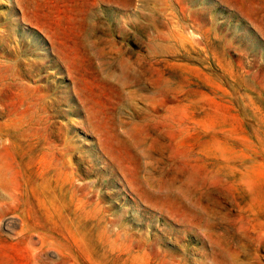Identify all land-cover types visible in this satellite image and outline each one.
Masks as SVG:
<instances>
[{
	"label": "rangeland",
	"instance_id": "obj_1",
	"mask_svg": "<svg viewBox=\"0 0 264 264\" xmlns=\"http://www.w3.org/2000/svg\"><path fill=\"white\" fill-rule=\"evenodd\" d=\"M0 264H264V0H0Z\"/></svg>",
	"mask_w": 264,
	"mask_h": 264
}]
</instances>
